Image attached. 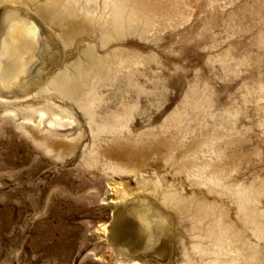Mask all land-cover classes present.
<instances>
[{
	"label": "bare ground",
	"instance_id": "obj_1",
	"mask_svg": "<svg viewBox=\"0 0 264 264\" xmlns=\"http://www.w3.org/2000/svg\"><path fill=\"white\" fill-rule=\"evenodd\" d=\"M154 8L147 0H0V116L47 154L111 177L116 205L95 231L106 263L264 264V189L226 182L243 107L215 114L210 95L189 88L157 127L134 131L142 96L163 106L167 86L158 77L153 89L138 80L146 63H159L156 54L110 45L156 35ZM163 21L172 27L170 17ZM218 60L229 68L227 55ZM154 158L197 189L169 183L162 172L139 175ZM203 193L233 199L235 216Z\"/></svg>",
	"mask_w": 264,
	"mask_h": 264
},
{
	"label": "rangeland",
	"instance_id": "obj_2",
	"mask_svg": "<svg viewBox=\"0 0 264 264\" xmlns=\"http://www.w3.org/2000/svg\"><path fill=\"white\" fill-rule=\"evenodd\" d=\"M147 1L155 7L152 13L159 15L152 26L157 34L148 40L130 36L110 45L156 54L159 63H146L138 80L147 89L154 88L157 77L167 86L163 106L151 105L155 97L149 101L142 96L145 112L136 116L134 131L157 127L189 88L209 94L215 114L243 107L246 114L238 115L234 131L239 141L230 148L237 156L226 159V182L264 189V112L257 110L264 105L259 91L264 85V0ZM164 17H170L171 28L163 26ZM222 54L229 59L228 69L218 60ZM0 120V264H108L101 257L106 252L104 241L95 231L110 221L116 205L107 184L111 177L99 169L94 177L76 159L62 161L47 154L11 122L1 116ZM172 134L168 140L175 138ZM161 163L154 158L139 175L162 172L159 175L169 183L197 189L184 172ZM130 177L123 180L136 188L138 182ZM202 196L235 216L233 199ZM259 206L264 209V191ZM261 250L264 257L263 243Z\"/></svg>",
	"mask_w": 264,
	"mask_h": 264
}]
</instances>
